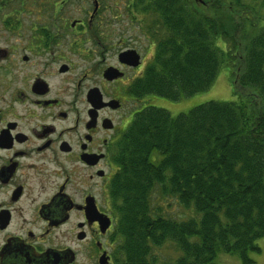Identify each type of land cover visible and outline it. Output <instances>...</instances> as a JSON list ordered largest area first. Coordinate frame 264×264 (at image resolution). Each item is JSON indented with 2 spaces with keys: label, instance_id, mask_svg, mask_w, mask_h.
<instances>
[{
  "label": "flooded vegetation",
  "instance_id": "obj_1",
  "mask_svg": "<svg viewBox=\"0 0 264 264\" xmlns=\"http://www.w3.org/2000/svg\"><path fill=\"white\" fill-rule=\"evenodd\" d=\"M72 1L0 0V264L127 258L112 186L152 103L136 90L157 29L138 12L158 0H86L70 18Z\"/></svg>",
  "mask_w": 264,
  "mask_h": 264
},
{
  "label": "trees",
  "instance_id": "obj_2",
  "mask_svg": "<svg viewBox=\"0 0 264 264\" xmlns=\"http://www.w3.org/2000/svg\"><path fill=\"white\" fill-rule=\"evenodd\" d=\"M203 1L149 2L158 41L136 93L152 103L128 132L126 163L112 186L124 264H159L153 247L166 241L180 252L174 264H220L219 254L253 264L251 252L261 251L264 16L241 0ZM223 67L232 71L234 100L176 116L154 103L209 90ZM170 199L190 211L186 220L159 207Z\"/></svg>",
  "mask_w": 264,
  "mask_h": 264
},
{
  "label": "rangeland",
  "instance_id": "obj_3",
  "mask_svg": "<svg viewBox=\"0 0 264 264\" xmlns=\"http://www.w3.org/2000/svg\"><path fill=\"white\" fill-rule=\"evenodd\" d=\"M242 4L246 6L244 10H250L252 8H257L258 10L261 11H256L255 16H264V0H241ZM116 3H118V6L116 7L119 13L123 12L125 13L126 11V6L127 3L122 2L121 0H115ZM86 0H73L72 2L68 3V5H73L76 7H71L69 6L67 9V15L70 18H79V17H84L85 12L82 10L83 5L86 4ZM253 15V12H251ZM139 19L144 17V22L139 23L144 25L145 29L144 32H146L147 35L151 36L150 32L151 29L155 31V28L157 27V24H159V19L153 11L150 10H142L141 12H138ZM128 17V16H127ZM127 20H130L128 18ZM157 22V24H156ZM129 25V24H128ZM126 25V26H128ZM119 25H117L118 29ZM150 31V32H147ZM118 32L120 30L118 29ZM153 40L155 43H157L158 39L156 37H153ZM146 42L143 44V49H146ZM231 74L232 71L229 67H223L218 74V77L215 80V83L213 86L202 93H198L194 96H191L189 98H183L179 102L167 100L165 98H159L156 99L155 103L156 106L163 107L164 109H167L172 115L176 116L180 113L183 112H188L192 108L210 102V101H217V102H225V101H230L234 100L235 96L233 94V88H234V83L231 79ZM156 200H157V207L158 203L160 204L163 200L162 198L158 197V192L156 195ZM171 203L170 207L167 205L159 206L160 208L162 207L163 209H168L170 217H178V219L181 220H186L187 219V213H190L187 208H185L183 205H179L178 203L175 202L174 199H170ZM169 201V200H167ZM191 214H189L190 216ZM257 244L261 251H256V252H251L250 257L254 261L253 264H264V238H261L257 240ZM155 253L159 254V264H164L165 262H168L170 264H174L176 259L180 256V252L177 251V248L172 242L166 241L163 245L161 246H154ZM218 263L220 264H241V260L237 257H234L229 254H219L217 260Z\"/></svg>",
  "mask_w": 264,
  "mask_h": 264
},
{
  "label": "water",
  "instance_id": "obj_4",
  "mask_svg": "<svg viewBox=\"0 0 264 264\" xmlns=\"http://www.w3.org/2000/svg\"><path fill=\"white\" fill-rule=\"evenodd\" d=\"M202 1V0H201ZM124 56V55H123ZM133 56H137V53L135 51H129L126 55L127 58H133Z\"/></svg>",
  "mask_w": 264,
  "mask_h": 264
},
{
  "label": "bare ground",
  "instance_id": "obj_5",
  "mask_svg": "<svg viewBox=\"0 0 264 264\" xmlns=\"http://www.w3.org/2000/svg\"><path fill=\"white\" fill-rule=\"evenodd\" d=\"M164 243H165V242H163V244H164ZM163 244H162V245H163Z\"/></svg>",
  "mask_w": 264,
  "mask_h": 264
}]
</instances>
